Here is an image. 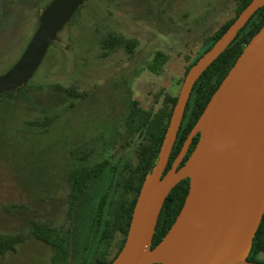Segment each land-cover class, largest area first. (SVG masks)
Wrapping results in <instances>:
<instances>
[{
	"label": "rangeland",
	"instance_id": "rangeland-1",
	"mask_svg": "<svg viewBox=\"0 0 264 264\" xmlns=\"http://www.w3.org/2000/svg\"><path fill=\"white\" fill-rule=\"evenodd\" d=\"M50 1L12 5L0 26V74L21 57ZM235 7L234 0H86L79 7L17 96L0 98V233L28 235L16 251L0 253V264L51 263L54 249L32 235V222L72 226L70 169L108 157L135 161L137 139L124 123L130 100L158 109L162 92L180 93L186 67ZM110 33L135 41L133 51L103 56ZM157 50L169 54L159 73L147 68ZM257 260L264 263V252Z\"/></svg>",
	"mask_w": 264,
	"mask_h": 264
},
{
	"label": "water",
	"instance_id": "water-1",
	"mask_svg": "<svg viewBox=\"0 0 264 264\" xmlns=\"http://www.w3.org/2000/svg\"><path fill=\"white\" fill-rule=\"evenodd\" d=\"M86 0H52L21 57L0 74V93L30 80L50 44ZM264 0H251L182 83L159 158L143 182L127 239L111 264H264L248 258L264 215V25L213 93L165 172L197 79L228 47ZM199 140L184 160L194 137ZM190 188L176 220L152 247L172 188Z\"/></svg>",
	"mask_w": 264,
	"mask_h": 264
},
{
	"label": "trees",
	"instance_id": "trees-1",
	"mask_svg": "<svg viewBox=\"0 0 264 264\" xmlns=\"http://www.w3.org/2000/svg\"><path fill=\"white\" fill-rule=\"evenodd\" d=\"M17 0H0V26L6 21ZM234 15L212 34L186 67L185 74L216 40L236 20L251 0H234ZM49 3V2H48ZM47 5V3L45 4ZM46 7V6H45ZM76 13V12H75ZM74 13V14H75ZM264 25V5L258 8L228 47L197 79L188 100L184 117L165 172L180 152L191 129L204 111L207 103L252 37ZM135 41L120 34L110 33L101 40L102 55L108 56L124 47L132 52ZM169 59V54L157 50L147 68L159 73ZM24 85V84H23ZM0 93V98H14L22 86ZM73 93V89H65ZM80 94V93H79ZM163 104L158 109L144 108L138 100L131 99L125 118L128 133L137 139L136 160L113 157L86 162L68 172V211L72 226L58 227L48 222L33 221L32 235L51 245L54 253L50 264H111L123 248L130 229L134 207L143 182L157 163L167 128L170 124L178 94L162 92ZM6 104L0 101V108ZM197 134L181 164L196 146ZM105 186V187H104ZM104 187L99 192L98 188ZM190 188V179L183 178L170 191L162 207L152 247H155L176 220ZM28 235L0 233V253L16 251L17 245ZM264 252V215L253 240L249 259L258 261ZM161 264V263H154Z\"/></svg>",
	"mask_w": 264,
	"mask_h": 264
}]
</instances>
